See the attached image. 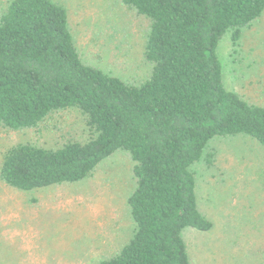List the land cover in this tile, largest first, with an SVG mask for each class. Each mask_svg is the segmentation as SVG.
I'll return each instance as SVG.
<instances>
[{
    "label": "trees",
    "instance_id": "trees-1",
    "mask_svg": "<svg viewBox=\"0 0 264 264\" xmlns=\"http://www.w3.org/2000/svg\"><path fill=\"white\" fill-rule=\"evenodd\" d=\"M149 19L150 75L131 83L85 62L67 8L54 0H11L0 14V124L38 126L76 107L91 136L56 149L18 144L0 178L19 190L83 181L118 150L134 161L128 197L134 231L97 264H192L186 229L208 231L192 167L215 137L248 135L264 147V106L228 89L218 46L264 12V0H120Z\"/></svg>",
    "mask_w": 264,
    "mask_h": 264
},
{
    "label": "rangeland",
    "instance_id": "rangeland-1",
    "mask_svg": "<svg viewBox=\"0 0 264 264\" xmlns=\"http://www.w3.org/2000/svg\"><path fill=\"white\" fill-rule=\"evenodd\" d=\"M11 0H0V14ZM64 5L85 62L131 83L151 73L145 58L150 21L120 0H54ZM218 46L228 89L264 106V12ZM92 132L76 107L51 113L38 126L0 124V168L9 149L33 144L56 149ZM134 161L118 150L79 182L19 190L0 178V264H97L132 236L127 203L135 188ZM208 231L186 229L192 264H264V147L248 135L213 138L192 167Z\"/></svg>",
    "mask_w": 264,
    "mask_h": 264
}]
</instances>
